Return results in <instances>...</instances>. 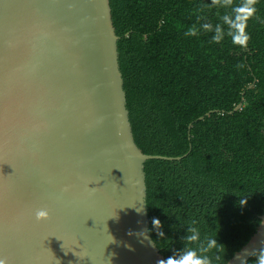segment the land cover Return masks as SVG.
<instances>
[{
    "label": "water",
    "instance_id": "water-1",
    "mask_svg": "<svg viewBox=\"0 0 264 264\" xmlns=\"http://www.w3.org/2000/svg\"><path fill=\"white\" fill-rule=\"evenodd\" d=\"M117 41L109 0H0V256L9 264L164 259L136 235L149 229L144 163L186 155H145L134 143ZM41 209L48 219L37 221ZM261 248L264 214L225 264Z\"/></svg>",
    "mask_w": 264,
    "mask_h": 264
},
{
    "label": "trees",
    "instance_id": "trees-1",
    "mask_svg": "<svg viewBox=\"0 0 264 264\" xmlns=\"http://www.w3.org/2000/svg\"><path fill=\"white\" fill-rule=\"evenodd\" d=\"M208 4L109 0L134 143L145 155H186L144 163L149 230L156 217L172 241L150 237L165 259L182 247V225L195 220L224 245L225 264L264 214V0L259 19L248 21L247 48L227 37L213 43L212 32L184 35ZM216 12L205 8L200 23H217Z\"/></svg>",
    "mask_w": 264,
    "mask_h": 264
},
{
    "label": "clouds",
    "instance_id": "clouds-1",
    "mask_svg": "<svg viewBox=\"0 0 264 264\" xmlns=\"http://www.w3.org/2000/svg\"><path fill=\"white\" fill-rule=\"evenodd\" d=\"M257 4L258 0H240L238 4H233L232 0H210V4L203 6L200 14L197 15V23L188 27L184 35L186 37L197 36L201 30L212 32L211 42L213 43L219 44L227 37L233 46L247 48L251 38L247 31L248 21L259 19ZM205 8L208 10L217 9L215 15L218 17V22L214 25L210 22L200 23L202 20H207L206 15L203 14ZM220 9H225L223 14L220 13ZM161 22L163 23V21ZM136 211L140 213L142 209L137 208ZM35 218L37 221L47 220L48 212L43 209L37 210ZM196 224L195 220L184 223L182 225L184 229V234L181 237L182 247L173 255L159 259L156 264H219L220 250L224 245L218 242L217 236L202 232ZM151 225L150 230L142 229L136 235L151 243L150 233L155 231L158 240L172 241L171 238L165 237L164 231L161 230V221L158 218L153 217ZM170 229L173 230L172 225H170ZM0 264H9L7 257L0 256ZM254 264H264V248L255 254Z\"/></svg>",
    "mask_w": 264,
    "mask_h": 264
}]
</instances>
